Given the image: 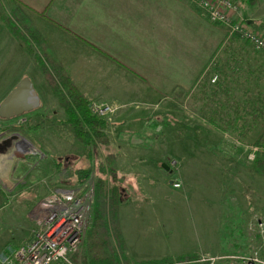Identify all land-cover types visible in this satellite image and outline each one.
I'll use <instances>...</instances> for the list:
<instances>
[{
    "label": "rangeland",
    "instance_id": "rangeland-1",
    "mask_svg": "<svg viewBox=\"0 0 264 264\" xmlns=\"http://www.w3.org/2000/svg\"><path fill=\"white\" fill-rule=\"evenodd\" d=\"M0 4V18L16 5ZM26 27L42 42L27 33L17 39L20 53L0 63V101L27 76L40 104L0 117V264L32 238L44 196L57 187L93 191L98 178L106 200L118 190L124 250L108 214L105 229L120 264L177 256L185 260L174 264H239L241 256L264 253V177L252 171L253 142L264 125L263 52L218 24L201 31L125 26L116 32L123 40L112 44L106 26L95 43L78 26ZM49 52L105 120L106 143L87 147L65 123L39 64ZM21 140L30 145L16 146ZM85 169L89 176L79 178ZM87 230L76 264H83Z\"/></svg>",
    "mask_w": 264,
    "mask_h": 264
},
{
    "label": "crops",
    "instance_id": "crops-1",
    "mask_svg": "<svg viewBox=\"0 0 264 264\" xmlns=\"http://www.w3.org/2000/svg\"><path fill=\"white\" fill-rule=\"evenodd\" d=\"M233 1L240 3L241 17L252 26H256L264 35V23L261 22L264 16V0H258L256 6H247L240 0ZM11 2L16 5L10 6L9 17L17 26H78L86 37L91 35L93 43L102 38V29L99 26L107 27L106 43L111 41L109 44H112L116 37L123 40L124 35L117 33L120 30L125 32V26H187L189 29L201 31L199 26L216 25L206 18L200 7L191 0H11ZM5 26L7 25L1 15L0 63L5 62L10 56L13 57L16 52L20 53L19 41ZM112 26H116L114 39L108 33ZM32 30L31 32H36L34 28ZM5 44L10 46L6 57ZM16 55L19 59V54Z\"/></svg>",
    "mask_w": 264,
    "mask_h": 264
},
{
    "label": "built area",
    "instance_id": "built-area-1",
    "mask_svg": "<svg viewBox=\"0 0 264 264\" xmlns=\"http://www.w3.org/2000/svg\"><path fill=\"white\" fill-rule=\"evenodd\" d=\"M191 1L200 7L211 22L225 26L228 36L242 38L264 53V36L241 17L239 2ZM92 198V188L86 191L69 187L51 190L38 203L32 238L9 250L1 258V264H76L72 257L81 246L91 222L89 214ZM239 259V264H264V253L259 255L254 251Z\"/></svg>",
    "mask_w": 264,
    "mask_h": 264
},
{
    "label": "trees",
    "instance_id": "trees-1",
    "mask_svg": "<svg viewBox=\"0 0 264 264\" xmlns=\"http://www.w3.org/2000/svg\"><path fill=\"white\" fill-rule=\"evenodd\" d=\"M240 1L247 6H256L258 3V0ZM3 20L7 25L6 27L17 39L21 40V36L24 37V33H27L32 41L36 43L42 42L36 29V32H31L33 30L28 29L26 26L19 27L9 16H3ZM235 37L236 36L233 38ZM25 39L26 37H24V40ZM27 51L29 53L30 50L27 49ZM44 56H46L47 62L43 63L41 58L39 64L41 65V70L48 82L47 84L53 90V94L56 97L58 104L62 107L66 115L64 120L65 123L73 128L76 138L87 147L93 146L98 140L100 143H106L107 139L103 133V129L106 126L105 120L91 111L89 101L79 91L77 85L70 79L59 61L54 59L55 56L51 52L45 53ZM50 68L58 77V83L54 82V77L49 72ZM253 144L257 149L254 151L252 171L256 175L264 177V125L261 132L256 136ZM113 161L112 158L108 157L107 166L112 167L111 164ZM101 173H104V171L101 170ZM89 174V169L81 170L78 172V177L87 178ZM110 180H115L114 175L110 177ZM109 193L110 196L106 200V191L103 180L98 178L94 181L93 202L91 206V226L86 233L83 264H120L118 258L110 253L106 240L105 216L108 214L112 233L119 242L121 249L124 250L125 248L118 216V190L113 187ZM186 259L192 261L195 257L190 255L187 256ZM183 260H185V256H177L174 258L164 257L159 260H145L139 264H174ZM124 261L126 264H130L128 257H125Z\"/></svg>",
    "mask_w": 264,
    "mask_h": 264
},
{
    "label": "water",
    "instance_id": "water-1",
    "mask_svg": "<svg viewBox=\"0 0 264 264\" xmlns=\"http://www.w3.org/2000/svg\"><path fill=\"white\" fill-rule=\"evenodd\" d=\"M40 98L34 88L32 81L23 77L0 101V117L11 118L17 115L30 112L38 108ZM24 146H29L27 141L21 140Z\"/></svg>",
    "mask_w": 264,
    "mask_h": 264
},
{
    "label": "flooded vegetation",
    "instance_id": "flooded-vegetation-1",
    "mask_svg": "<svg viewBox=\"0 0 264 264\" xmlns=\"http://www.w3.org/2000/svg\"><path fill=\"white\" fill-rule=\"evenodd\" d=\"M15 145H16V146H21V145L24 146V145H23L22 143H20V142L15 143Z\"/></svg>",
    "mask_w": 264,
    "mask_h": 264
}]
</instances>
